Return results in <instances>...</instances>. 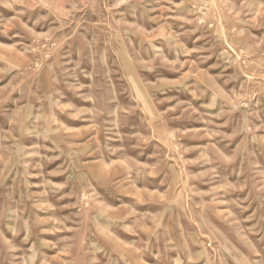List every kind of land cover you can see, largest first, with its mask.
<instances>
[{"label": "rangeland", "instance_id": "1", "mask_svg": "<svg viewBox=\"0 0 264 264\" xmlns=\"http://www.w3.org/2000/svg\"><path fill=\"white\" fill-rule=\"evenodd\" d=\"M0 264H264V0H0Z\"/></svg>", "mask_w": 264, "mask_h": 264}]
</instances>
